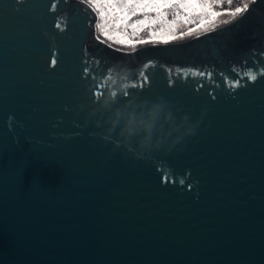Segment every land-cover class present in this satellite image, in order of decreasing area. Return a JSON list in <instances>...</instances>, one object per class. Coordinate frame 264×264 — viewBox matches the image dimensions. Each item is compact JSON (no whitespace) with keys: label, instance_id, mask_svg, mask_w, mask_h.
Segmentation results:
<instances>
[{"label":"water","instance_id":"water-1","mask_svg":"<svg viewBox=\"0 0 264 264\" xmlns=\"http://www.w3.org/2000/svg\"><path fill=\"white\" fill-rule=\"evenodd\" d=\"M247 5L118 49L86 0H0V264H264V0Z\"/></svg>","mask_w":264,"mask_h":264},{"label":"rangeland","instance_id":"rangeland-1","mask_svg":"<svg viewBox=\"0 0 264 264\" xmlns=\"http://www.w3.org/2000/svg\"><path fill=\"white\" fill-rule=\"evenodd\" d=\"M89 2V0H86ZM251 0H179V3H184L185 8L179 9L180 15L173 20L172 16L167 19L163 17L157 18L156 24L153 26L152 18L156 16L155 13H150L149 19L145 22V25H138L135 34L131 28L127 29V32H116L111 27V14H106L105 17L100 16V12H106V0H95L92 4L97 12V18L95 20L94 29L98 38L106 42L107 44L118 48L128 49L135 47L136 45L161 42L165 40L180 39L200 33L204 30L213 28L229 19L235 17L239 13H235L236 8H244ZM193 3L196 5L193 6ZM178 8V4H177ZM219 13V15H214ZM235 13V15H233ZM143 19L142 15H137L129 21V23L135 20ZM101 24L103 29L108 32L112 39H107L101 34V29L97 25ZM123 28V25H121ZM133 43L130 45L128 41ZM136 40L145 41L144 43H135ZM124 41V43H120Z\"/></svg>","mask_w":264,"mask_h":264},{"label":"snow or ice","instance_id":"snow-or-ice-1","mask_svg":"<svg viewBox=\"0 0 264 264\" xmlns=\"http://www.w3.org/2000/svg\"><path fill=\"white\" fill-rule=\"evenodd\" d=\"M90 3H95V0H89ZM178 4V8H177ZM193 6L196 5L193 3ZM56 4H52V8H55ZM248 5H245L244 8H236L235 13H240L247 10ZM106 12H100V16L103 18L106 14H111V27H113L116 32H127V29L131 28L133 30V35L138 27V25H147L145 22L150 18L148 14L155 13L156 16L152 18L153 26L157 22V18L163 17L167 19L169 16L173 17V20L179 17V9H184L185 4L179 3V0H106ZM233 13V15H235ZM137 15H142L143 19L135 20L132 23H129L133 17ZM214 15H219V13H214ZM227 22V21H226ZM123 25V28H121ZM57 28H60V24L56 25ZM98 28L101 29V34L104 35L107 39L111 40L112 36L105 31L101 24L98 23ZM145 41L136 40L135 43H144ZM124 43V41H120ZM128 43L131 45L133 41L129 40ZM52 63H57L56 59H52ZM249 79L254 78V74L249 73Z\"/></svg>","mask_w":264,"mask_h":264},{"label":"clouds","instance_id":"clouds-1","mask_svg":"<svg viewBox=\"0 0 264 264\" xmlns=\"http://www.w3.org/2000/svg\"><path fill=\"white\" fill-rule=\"evenodd\" d=\"M61 30H63V28L61 29ZM56 65V63H53L51 66H55ZM262 74H264V73H262ZM257 79V76H256V74H254V78L253 79H251L252 81H255ZM115 93H113V95H114ZM9 119H11V117H9Z\"/></svg>","mask_w":264,"mask_h":264},{"label":"flooded vegetation","instance_id":"flooded-vegetation-1","mask_svg":"<svg viewBox=\"0 0 264 264\" xmlns=\"http://www.w3.org/2000/svg\"><path fill=\"white\" fill-rule=\"evenodd\" d=\"M187 35H190V34H187ZM187 35H185V36H187ZM185 36H184V38H185ZM180 39H182V38H180Z\"/></svg>","mask_w":264,"mask_h":264}]
</instances>
